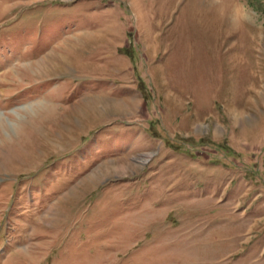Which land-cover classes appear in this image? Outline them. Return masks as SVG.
<instances>
[{
	"label": "rangeland",
	"instance_id": "rangeland-1",
	"mask_svg": "<svg viewBox=\"0 0 264 264\" xmlns=\"http://www.w3.org/2000/svg\"><path fill=\"white\" fill-rule=\"evenodd\" d=\"M0 264H264V0H0Z\"/></svg>",
	"mask_w": 264,
	"mask_h": 264
},
{
	"label": "bare ground",
	"instance_id": "bare-ground-1",
	"mask_svg": "<svg viewBox=\"0 0 264 264\" xmlns=\"http://www.w3.org/2000/svg\"><path fill=\"white\" fill-rule=\"evenodd\" d=\"M233 15L236 16V17L238 16L237 13H233ZM145 158H146L145 156L142 157V158L139 157V158H137V159L135 160V162H139V163H140V162H144V161H145Z\"/></svg>",
	"mask_w": 264,
	"mask_h": 264
},
{
	"label": "crops",
	"instance_id": "crops-1",
	"mask_svg": "<svg viewBox=\"0 0 264 264\" xmlns=\"http://www.w3.org/2000/svg\"><path fill=\"white\" fill-rule=\"evenodd\" d=\"M110 100H113V99L110 98Z\"/></svg>",
	"mask_w": 264,
	"mask_h": 264
}]
</instances>
